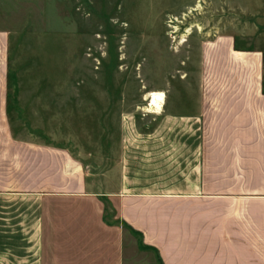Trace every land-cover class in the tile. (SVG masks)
<instances>
[{"label":"crops","instance_id":"obj_1","mask_svg":"<svg viewBox=\"0 0 264 264\" xmlns=\"http://www.w3.org/2000/svg\"><path fill=\"white\" fill-rule=\"evenodd\" d=\"M54 1L50 31L75 28ZM10 45L0 28V264H264L262 51L204 41L189 109L124 127L98 185L68 149L15 135Z\"/></svg>","mask_w":264,"mask_h":264},{"label":"rangeland","instance_id":"obj_2","mask_svg":"<svg viewBox=\"0 0 264 264\" xmlns=\"http://www.w3.org/2000/svg\"><path fill=\"white\" fill-rule=\"evenodd\" d=\"M75 28L50 31V0H0L11 32L9 117L16 136L68 149L101 185L124 127H157L197 95L202 44L232 36L264 54V0H72ZM62 25V24H61ZM163 90L160 111L148 93ZM112 215L111 209L108 210Z\"/></svg>","mask_w":264,"mask_h":264},{"label":"bare ground","instance_id":"obj_3","mask_svg":"<svg viewBox=\"0 0 264 264\" xmlns=\"http://www.w3.org/2000/svg\"><path fill=\"white\" fill-rule=\"evenodd\" d=\"M148 97L147 107L153 111H160L165 102V93L163 91H151L148 93Z\"/></svg>","mask_w":264,"mask_h":264},{"label":"trees","instance_id":"obj_4","mask_svg":"<svg viewBox=\"0 0 264 264\" xmlns=\"http://www.w3.org/2000/svg\"><path fill=\"white\" fill-rule=\"evenodd\" d=\"M9 86H10V70H9ZM9 98H10V92H9ZM9 100H8V111H9Z\"/></svg>","mask_w":264,"mask_h":264}]
</instances>
